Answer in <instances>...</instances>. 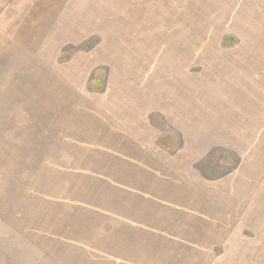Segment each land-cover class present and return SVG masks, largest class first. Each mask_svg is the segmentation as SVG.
Listing matches in <instances>:
<instances>
[{"label":"rangeland","instance_id":"374dc122","mask_svg":"<svg viewBox=\"0 0 264 264\" xmlns=\"http://www.w3.org/2000/svg\"><path fill=\"white\" fill-rule=\"evenodd\" d=\"M202 10L195 0H0V57L6 61L0 65V106L5 109L21 106L23 110L16 113L20 126L26 127L28 121L46 120L49 136L56 131L69 132L67 128L74 120L80 123L82 131L91 130V134L102 132V126L109 124L115 133L119 126L140 115L139 127L130 131L134 139L141 141L142 149L153 153V164L159 168L151 188L158 190L135 194L137 208H130L126 215L143 219L144 232H202L205 241L196 236L197 241L187 242L185 252L189 254L194 244L206 245L210 256L207 264H264L263 146H250L249 150L248 146L242 149L225 145L220 139L217 142L214 132L201 138L193 131L186 134L190 130L185 128L198 125L199 114L178 111H183L184 105L195 110L203 103L200 87L203 82L198 77L199 65L194 69L191 65L186 68L185 64L171 66V37L180 34L179 29L198 37ZM173 29L176 31L171 32ZM6 42L16 45L8 48ZM140 44L145 48L136 53ZM150 48L155 53V48L159 49L156 70L122 73V60L136 61L137 55H144L145 60L151 54ZM27 53L33 57L29 68L37 66L38 78L35 81L37 76L32 74L33 80L26 81L23 92L17 82L23 79L20 67L27 68V64L21 66L18 62ZM140 61L138 65H142ZM44 68L48 81L46 97H42V111L45 109L46 114L42 115L39 106L35 107L37 96L32 91L37 85L44 89ZM153 71L159 74L154 76ZM158 76L161 87L168 90L171 87V114L141 116L143 113L134 112L135 107L127 106V100H135L137 88L138 93L144 94L139 88L146 82L150 85ZM142 99L140 104L152 101L149 97ZM25 130L23 134L28 136L30 133ZM5 132L7 129L0 127V136ZM171 173L175 175L173 179ZM171 181L173 192L170 187V194H166L163 188L171 186ZM118 197L113 194L112 199ZM179 200H185L189 207L198 200L210 201V209L207 213L202 210L195 219L196 208H183ZM177 214L181 216L174 217ZM169 221L171 228L166 230L165 222ZM182 248L185 247L171 260L175 259L176 264L191 261L198 264L199 258L190 257L187 262Z\"/></svg>","mask_w":264,"mask_h":264},{"label":"crops","instance_id":"0c3cea01","mask_svg":"<svg viewBox=\"0 0 264 264\" xmlns=\"http://www.w3.org/2000/svg\"><path fill=\"white\" fill-rule=\"evenodd\" d=\"M195 1L204 8L199 16L198 37L184 29L171 37V66L185 64L186 68L191 65L194 69L199 65L198 77L203 82L200 85L203 103L195 110L187 105L183 111L178 110L199 114L198 125L185 128L190 130L186 134L193 131L201 138L214 132L217 142L220 139L225 145L242 149L248 146L249 150L250 146L264 148V0ZM6 45L13 48L16 44L6 42ZM140 45L134 47L136 53L145 48ZM155 50L156 53L151 52L154 49L150 48L151 54L147 52L145 60L144 55H137L136 61L122 60V73L155 69L160 61L159 49ZM27 54L18 63L29 68L33 57ZM140 58L146 61L144 65ZM3 60L0 57V65L6 62ZM22 68L23 79L17 83L24 92L26 81L33 80L32 74L37 76L38 69ZM44 71V89L37 85L32 91L37 96L35 107L39 106L42 115L46 114L45 109L42 111V97H46L48 81L45 68ZM181 72L185 76V71ZM160 82L158 76L150 85L143 84L139 89L144 94L138 93L137 88L134 104L129 98L127 106L135 107L134 112L143 113L141 116L171 114V87L165 89ZM55 96L58 99V94ZM143 97L152 101L140 104ZM22 110L21 106L19 109L0 106V124H5L0 127L7 129L0 136V264H176L171 258L176 257L181 247H185L182 251L187 262L192 257L199 258L198 264H207L210 256L206 245L194 244L189 254L185 252L188 241H197L199 236L200 241H205L202 232L201 235L144 232L143 219L126 215L130 208H137L135 194L158 190L151 188L159 168L153 164V153L142 149L141 141L134 139L130 131L139 127L140 115L119 126L115 132L118 136L112 133L114 128L109 122L105 121L109 125L102 126V132L91 134V130L82 131L75 120L67 128L69 132L56 131L49 136L46 120L28 121L26 127L17 125L16 113ZM186 119L188 116H184ZM25 128L28 136L23 134ZM33 128L39 131H32ZM249 169H253L250 164ZM174 176L171 173L172 179ZM170 187L172 193L173 181L163 192L170 194ZM184 193L187 195L188 191ZM113 194H118V199H112ZM184 202L178 201L188 208ZM209 204L210 201L198 200L190 206L196 208L195 219L202 210L207 213ZM167 228H171L170 221L165 222ZM171 240L176 242L171 244Z\"/></svg>","mask_w":264,"mask_h":264}]
</instances>
